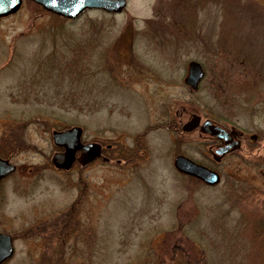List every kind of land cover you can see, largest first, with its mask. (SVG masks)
Returning a JSON list of instances; mask_svg holds the SVG:
<instances>
[{
  "label": "rangeland",
  "instance_id": "rangeland-1",
  "mask_svg": "<svg viewBox=\"0 0 264 264\" xmlns=\"http://www.w3.org/2000/svg\"><path fill=\"white\" fill-rule=\"evenodd\" d=\"M193 60L205 71L194 92ZM195 114L240 147L217 156L216 139L183 132ZM75 126L101 156L58 169L52 134ZM178 154L219 184L177 171ZM0 156L16 165L0 183V233L14 247L4 264L184 260L164 248L174 225L216 247L214 264L234 242L249 263L244 228L264 218V0H127L73 20L24 1L0 17Z\"/></svg>",
  "mask_w": 264,
  "mask_h": 264
},
{
  "label": "water",
  "instance_id": "water-1",
  "mask_svg": "<svg viewBox=\"0 0 264 264\" xmlns=\"http://www.w3.org/2000/svg\"><path fill=\"white\" fill-rule=\"evenodd\" d=\"M24 0H0V17L15 15L21 8ZM37 3L44 10L67 19H76L87 12V10H103L110 14L123 12L127 7V0H29ZM204 77L202 66L197 61H192L188 67V75L184 82L194 91ZM199 127L200 133L224 140L225 146L217 150L219 154H224L231 149L240 147V142L234 139L233 133L217 125L211 120H202L199 115H193L182 126V130L190 132ZM82 129L72 127L62 131H54L53 139L55 145L61 147L63 151L53 155L52 163L59 169H70L76 160V153L80 151L79 162L85 164L101 156V145L98 143L83 144L81 142ZM175 168L189 176L203 180L211 186L219 184L221 177L216 171L194 162L192 159L182 154L176 156L174 160ZM16 166L0 157V183L7 176L15 172ZM14 254L12 237L8 234L0 233V264L10 259Z\"/></svg>",
  "mask_w": 264,
  "mask_h": 264
},
{
  "label": "trees",
  "instance_id": "trees-1",
  "mask_svg": "<svg viewBox=\"0 0 264 264\" xmlns=\"http://www.w3.org/2000/svg\"><path fill=\"white\" fill-rule=\"evenodd\" d=\"M59 17V16H58ZM216 230L220 231V225L216 224ZM249 231L247 227L244 228V234L250 235L248 237V255H249V263L244 264H264V218H259L252 220V222L248 223ZM246 231V232H245ZM163 244L164 248L169 247L171 244L173 249H175L176 244L182 249L187 257L182 260L179 256L171 257L169 259L162 258L159 256L155 257L153 255H146L147 259L142 262H137L136 264H214V260L216 259V253L212 250L217 249L216 247L208 246L204 240L202 241V237L199 235H190L188 229H185L183 226H172L171 229L164 232ZM174 242V243H173ZM203 243H206L204 245ZM232 254L225 255L228 260V264H243L237 261V246L236 242L232 245ZM162 248V247H161ZM251 256V257H250Z\"/></svg>",
  "mask_w": 264,
  "mask_h": 264
},
{
  "label": "flooded vegetation",
  "instance_id": "flooded-vegetation-1",
  "mask_svg": "<svg viewBox=\"0 0 264 264\" xmlns=\"http://www.w3.org/2000/svg\"><path fill=\"white\" fill-rule=\"evenodd\" d=\"M210 137V136H209ZM211 138H213V137H211ZM213 139H216V138H213ZM216 141H218L219 143L216 145V148L214 149L215 150V155H217V156H220V155H218V152H217V150L219 149V148H221L222 146H225L226 144L223 142V140H221V139H216ZM82 143H85L83 140L81 141ZM112 147V145H108L106 148L107 149H109V148H111ZM232 151V150H231ZM227 153V152H226ZM226 153H224L225 155H226ZM228 153H230V151H228ZM227 153V154H228ZM76 156H77V159L79 158V156H80V152L78 151L77 153H76ZM224 156V155H223ZM77 164H79L80 166H86L88 163H85V164H83V163H81V162H79L78 160H77V162H76Z\"/></svg>",
  "mask_w": 264,
  "mask_h": 264
}]
</instances>
